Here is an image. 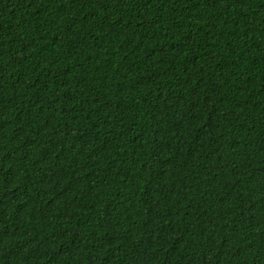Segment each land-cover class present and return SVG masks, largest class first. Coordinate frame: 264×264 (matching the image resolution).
Returning <instances> with one entry per match:
<instances>
[{
    "label": "trees",
    "instance_id": "1",
    "mask_svg": "<svg viewBox=\"0 0 264 264\" xmlns=\"http://www.w3.org/2000/svg\"><path fill=\"white\" fill-rule=\"evenodd\" d=\"M0 264H264V0H0Z\"/></svg>",
    "mask_w": 264,
    "mask_h": 264
}]
</instances>
